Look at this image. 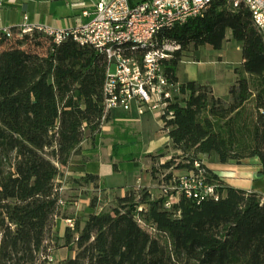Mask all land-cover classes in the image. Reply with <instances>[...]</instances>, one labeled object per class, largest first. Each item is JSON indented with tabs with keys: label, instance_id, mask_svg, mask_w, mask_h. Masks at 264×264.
Instances as JSON below:
<instances>
[{
	"label": "trees",
	"instance_id": "1",
	"mask_svg": "<svg viewBox=\"0 0 264 264\" xmlns=\"http://www.w3.org/2000/svg\"><path fill=\"white\" fill-rule=\"evenodd\" d=\"M11 30H0V264H44L61 215L63 168L81 154L87 132L94 138L113 112L104 92L110 63L70 37L58 44L38 30ZM229 31L242 62L228 94L180 81L185 54L221 49ZM166 43L177 47L163 59L175 85L162 116L169 137L163 149L175 153L153 166L152 177L169 171L160 182L170 185L174 169L201 170L220 197L180 194L168 208L166 197L135 186L67 228L75 255L62 264H264V196L230 185L203 161L258 158L264 175V37L249 9L214 1L202 15L161 31L156 45ZM98 180L86 173L75 181L98 187Z\"/></svg>",
	"mask_w": 264,
	"mask_h": 264
},
{
	"label": "built area",
	"instance_id": "2",
	"mask_svg": "<svg viewBox=\"0 0 264 264\" xmlns=\"http://www.w3.org/2000/svg\"><path fill=\"white\" fill-rule=\"evenodd\" d=\"M81 7L87 20L71 27H54L50 23L31 24L25 15L18 26L21 33L35 30L52 36L56 43L70 37L82 45H89L109 61L104 85L106 110L121 109L138 114L146 111L157 113L162 119L169 99L173 98L175 85L165 74L164 58L177 46L164 44L157 47V35L176 25H183L191 18L204 13L214 1L237 10H250L254 24L264 37V0H65ZM7 36L11 29H4ZM115 69L112 71V66ZM199 168V164H196ZM175 183L162 185L161 192L152 198L166 197L165 205L171 208L176 195L188 197H220L216 186L208 184L201 170L179 174ZM172 189L176 193H172ZM61 205L66 201L60 200ZM144 205L139 210H144ZM71 227L74 220L68 219ZM1 243V242H0ZM51 259V256H50Z\"/></svg>",
	"mask_w": 264,
	"mask_h": 264
},
{
	"label": "rangeland",
	"instance_id": "3",
	"mask_svg": "<svg viewBox=\"0 0 264 264\" xmlns=\"http://www.w3.org/2000/svg\"><path fill=\"white\" fill-rule=\"evenodd\" d=\"M37 12L32 11V5L28 7L29 16H30V23L36 24L35 19L43 18L44 23H49L51 16L53 17L52 25L54 27H59L58 20L61 19L62 22L63 16L72 15V21L73 23H81L84 22V18L82 15H77L80 11L72 10L67 7H65L62 4H55V3H36ZM228 51L226 52V58L225 62L221 64L223 70L221 71L224 75L223 80H221V83H224L226 79L233 78V75L235 74V65L239 66L241 63H238L239 59H242V52L237 51V45L236 41H230L227 40L225 42ZM212 51V53H215L216 49H211L208 47H201L198 53L189 52L186 53L183 57L180 65L178 74L180 76H184V71L186 69V66L182 64L183 61H196L200 59L201 55L205 54L208 51ZM237 63V64H236ZM115 67L112 66V71H114ZM234 82V80H232ZM114 113L115 111L110 113V118L105 120L103 123V126L105 127L104 133L107 137H105L103 140H101L100 144L96 141L97 135L94 138H91L89 136V133L87 132L86 137L81 145V154L76 155L72 161L71 164L63 168L62 173V182L60 183L62 186L61 193H62V200L66 201V205L60 204L61 209V215L59 217H65V224H67L66 228H63V223L61 225V230H55V225L53 230L48 235L49 245H50V252H51V259L49 262H46L44 264H62L63 260L67 257L74 256L75 252L71 250L72 245H68L67 242V228L71 227L68 219L74 220V225L71 228H74L75 223L77 221H80V223L83 222L81 215H76V211L72 206V203L76 201L79 197L84 200L80 205H78V208H82V211L84 212L82 216L87 217L89 214L87 211H91L89 207H97L92 212H97L101 210V208L107 206L110 203H114L115 199L118 196H121L123 192H127L130 189H132L135 186H139L141 188L148 187L150 191L155 195H159L161 192V187L163 185V182H160L161 178L165 174H168L169 171H166L164 175L158 174L156 178L153 179L151 170L153 169V166L159 168L161 165V162L166 161L170 158V156L175 153L174 150L171 149H163V145H161L158 149L154 150V152L149 153L147 150L152 145V141L158 139L161 140L163 137V132L160 128L162 123H159V115L157 113L146 111L143 114H139L140 116H152V120H143L139 123L136 122H126V121H117L114 120ZM152 113V114H151ZM102 126V127H103ZM163 126V125H162ZM103 132V131H102ZM97 142V143H96ZM114 148L113 150V157L109 159L111 160H133L135 166L137 167L135 181L133 184H129L126 186L117 187L114 190L109 189H101V187L98 185V187H95L92 183H87L84 186H80L78 183H76V178H79L72 174L74 170L77 169L78 163L83 160V153L84 151L93 150V149H100L102 148V152L105 153V151L108 150L109 146ZM101 155L92 153L91 158L93 159L94 156ZM105 158V157H103ZM203 161L206 162L208 165H211L218 169L220 174H226V171L223 170V168L227 167L224 165H220L212 161V158L210 157H203ZM229 164H237L235 161H231ZM253 164V160H243L240 165L242 166H249ZM146 167H148V170L150 172L151 176V185H145L147 180L144 179L146 176ZM184 170H173V176H177L179 174H183ZM139 177L142 179L140 183H136L137 180H139ZM172 183H175L173 180ZM99 184V180H98ZM173 185V184H172ZM66 186V187H64ZM176 190L172 189V192L174 193ZM94 198H96V206H94ZM70 206L72 207L71 209ZM68 209V210H65ZM91 214V213H90ZM69 215H75L76 217H70ZM76 232V236H77Z\"/></svg>",
	"mask_w": 264,
	"mask_h": 264
},
{
	"label": "crops",
	"instance_id": "4",
	"mask_svg": "<svg viewBox=\"0 0 264 264\" xmlns=\"http://www.w3.org/2000/svg\"><path fill=\"white\" fill-rule=\"evenodd\" d=\"M36 3H55V4H62L65 7L80 11L77 15H82V9L80 6L68 3L65 0H0V30H4L6 28L13 29L20 26L23 21L25 15L28 16L27 22L30 23V16L28 7L32 5V11L37 12ZM72 15L63 16L64 22H62L61 19L58 20L59 27H71L76 26L81 23H73L72 21ZM84 20L86 21L87 18L82 15ZM36 24H45L44 19L40 18L38 16L37 19H35ZM84 21V22H85ZM53 22V17L50 18V24ZM227 40H234L231 36V32L229 31L227 34ZM235 41V40H234ZM237 45V51L241 52V46L236 42ZM229 48H227L226 44L223 45V47L219 50H217L215 53H212V51H208L205 54L201 55L200 59L196 61H183L182 64L186 66V69L184 71V76H180L178 74L179 80L182 81L184 79L189 80H195L201 83H207L211 85L213 88V91L215 95L217 96H226L228 94V90L230 85H232L235 82L236 74L233 75V78L226 79L224 83H221L220 81L223 80L224 75L222 74V66L221 64L227 60L226 58V52ZM242 59L238 61V63H241ZM237 64V63H236ZM238 67L235 65V68ZM234 80V82H232ZM112 111H115L114 113V120L117 121H126V122H136L139 123L143 120H152V116L145 117L140 116L138 112L135 109H132L131 111H125L121 109H114ZM152 114V113H151ZM159 123H162L160 128L162 130L163 121L161 118H159ZM105 127H102V131L97 135L96 141L100 144L101 140H103L106 136L104 133ZM163 132V130H162ZM164 133V132H163ZM169 141V137L163 134V137L161 140L157 141L153 140L152 145L147 150V152L152 153L154 150L158 149L161 145H164ZM96 142V143H97ZM100 149H93L84 151L82 157L83 160L78 163V167L76 170L72 172L73 175L80 177L83 176L86 173H92L99 176V186L101 189H109L114 190L117 187L126 186L129 184H133L135 181L136 171L137 167L134 164L133 160H110L111 156L113 157V150L114 148L109 146L108 150L104 152ZM92 153L100 154L96 155L92 159L90 156ZM105 157V158H103ZM246 160H253V164L249 166H242L240 164H220L227 166L223 168L224 171H226V174H220L218 169L208 165L212 169H214L219 175H221L224 180L229 183L232 186L244 188L247 190H253L264 196V175L262 174V166L260 164V160L258 158H250ZM219 164V163H217ZM146 176L144 177L146 182L145 185H151V176L150 172L148 170V167H146ZM142 179L139 177V180H137V184L140 183ZM66 187V186H64ZM125 192H123L121 195H124ZM176 201L178 200V195H176ZM84 200L82 198L76 199L74 203H72V206L75 209L76 215H81V219L84 220L86 217L82 216L83 211L82 208H78V205H80ZM70 206L71 209L72 208ZM91 211H87L88 214L93 213L95 208L97 207H89ZM65 209V210H68ZM70 217H76L75 215H69ZM66 217V216H65ZM65 217H57L55 220V230H61V225L63 223V228L67 227V224H65ZM77 218V217H76ZM82 222V224H83Z\"/></svg>",
	"mask_w": 264,
	"mask_h": 264
}]
</instances>
